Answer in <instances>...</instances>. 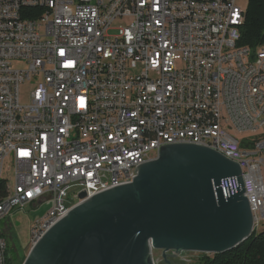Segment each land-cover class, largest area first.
<instances>
[{
	"label": "built area",
	"instance_id": "obj_1",
	"mask_svg": "<svg viewBox=\"0 0 264 264\" xmlns=\"http://www.w3.org/2000/svg\"><path fill=\"white\" fill-rule=\"evenodd\" d=\"M237 2L0 0V224L50 204L33 248L173 144L238 163L253 228L264 224V47L238 46L246 10ZM8 230L0 225V264L11 261Z\"/></svg>",
	"mask_w": 264,
	"mask_h": 264
},
{
	"label": "water",
	"instance_id": "obj_2",
	"mask_svg": "<svg viewBox=\"0 0 264 264\" xmlns=\"http://www.w3.org/2000/svg\"><path fill=\"white\" fill-rule=\"evenodd\" d=\"M135 173L74 207L23 264H154L153 250L167 263L170 252H229L255 232L240 166L214 150L162 146Z\"/></svg>",
	"mask_w": 264,
	"mask_h": 264
},
{
	"label": "rangeland",
	"instance_id": "obj_3",
	"mask_svg": "<svg viewBox=\"0 0 264 264\" xmlns=\"http://www.w3.org/2000/svg\"><path fill=\"white\" fill-rule=\"evenodd\" d=\"M238 6L242 9L246 10L248 5V0H238ZM124 22L116 21L113 27H119L123 25ZM29 89L27 87L21 88V103L23 105H27L30 103L29 99ZM264 134V128L260 130L258 136ZM238 139H245L248 137H252L250 134H234ZM4 179L9 185H13L14 183V170L9 163L6 165L4 171ZM50 204H45L43 206H27L24 210H14L11 214L1 222L2 229L9 227V230L5 233V239L8 244V250L12 249L14 246L15 249L20 250L24 249L25 258L28 257L32 245L30 244V233L33 227V224L43 216H45L50 211ZM264 231V224H262L255 232L261 233ZM11 252V251H10ZM10 264H17L16 259L13 256V253H9ZM163 252L155 251L152 252V259L154 264H163ZM201 254L197 253H183L179 259H177L173 264H197V261ZM26 260V259H25ZM25 262V261H24Z\"/></svg>",
	"mask_w": 264,
	"mask_h": 264
},
{
	"label": "trees",
	"instance_id": "obj_4",
	"mask_svg": "<svg viewBox=\"0 0 264 264\" xmlns=\"http://www.w3.org/2000/svg\"><path fill=\"white\" fill-rule=\"evenodd\" d=\"M239 29V47L253 50L264 47V0H248L244 23ZM241 147L245 148L246 144ZM0 195H5L2 186ZM197 264H264V231L254 232L248 240L229 252L201 255Z\"/></svg>",
	"mask_w": 264,
	"mask_h": 264
},
{
	"label": "flooded vegetation",
	"instance_id": "obj_5",
	"mask_svg": "<svg viewBox=\"0 0 264 264\" xmlns=\"http://www.w3.org/2000/svg\"><path fill=\"white\" fill-rule=\"evenodd\" d=\"M11 251V252H10ZM9 253H13L14 258L16 259L17 264H23L25 261V255H24V249L17 250L13 246L12 249H10ZM168 256V262L166 263L163 259V264H173L177 259L181 257V255H176L174 252H170L167 254Z\"/></svg>",
	"mask_w": 264,
	"mask_h": 264
}]
</instances>
